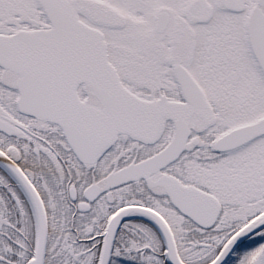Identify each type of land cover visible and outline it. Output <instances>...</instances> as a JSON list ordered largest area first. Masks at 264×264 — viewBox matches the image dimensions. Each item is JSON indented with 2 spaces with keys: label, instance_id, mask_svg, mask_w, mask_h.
<instances>
[{
  "label": "snow or ice",
  "instance_id": "6c2138e0",
  "mask_svg": "<svg viewBox=\"0 0 264 264\" xmlns=\"http://www.w3.org/2000/svg\"><path fill=\"white\" fill-rule=\"evenodd\" d=\"M0 264H264V0H0Z\"/></svg>",
  "mask_w": 264,
  "mask_h": 264
}]
</instances>
